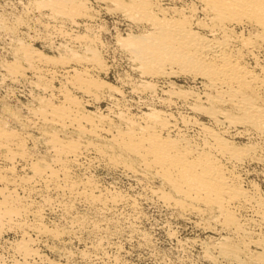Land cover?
Segmentation results:
<instances>
[{"label":"rangeland","instance_id":"374dc122","mask_svg":"<svg viewBox=\"0 0 264 264\" xmlns=\"http://www.w3.org/2000/svg\"><path fill=\"white\" fill-rule=\"evenodd\" d=\"M86 1L92 8L87 10L92 16L88 19L89 24L72 23V16L36 6V0H0V127L16 132V137H20L24 145L22 150L27 159L26 163L23 157H16L10 160L11 163L0 157L3 159H0V166L13 167V173L7 174L8 179L0 177V201L7 194L12 195L11 199H15L20 208V214L19 210V215L14 211L12 217L7 215V221V216L0 217V264H238L219 250L223 244L234 242L240 247L243 264H259L258 254L264 251V208L247 204L235 208L247 232L252 234L249 237L239 229L226 225L215 207H206L201 203L193 208L182 204L179 201L181 196L166 181L147 170L134 154L121 151L111 135L116 130L126 131L128 127L145 124L148 119L145 114L151 109H158L168 115L174 125L164 133H179L200 148H210V139L202 128L207 126L228 141L250 149L241 161L230 159L218 151L217 156L238 177L240 185L259 199L264 207V132L245 124H231L227 119L223 121L222 117L220 122L217 120L218 123L208 112L203 113L205 110L202 108L209 103L205 95L211 89L200 74L185 73L184 70L168 75L147 74L140 66L141 62L136 57L133 60L134 55L125 42L132 34L153 30L151 22L127 19L122 10L115 9L112 0ZM152 2L153 5L159 3L166 7L168 17L179 16L181 12L194 17L192 26L209 33L207 27L196 22V18L208 20L200 0ZM157 15L162 14L159 12ZM75 16V19L81 18V14ZM235 28L241 31L242 25H235ZM246 30L244 33H247ZM23 47H31L53 60H32L36 62L33 63L25 58ZM263 48L254 49L261 61H264ZM244 59L250 64L255 63L251 52L245 53ZM53 70L56 74H51ZM76 75L89 80L90 84L81 83V87ZM172 87L191 94L178 96L170 93ZM66 92L79 101L84 114L101 119L95 121L105 128L103 136H97L88 129L81 131L76 123L66 122L62 126L41 116V99L49 98L54 103H62L65 100L62 94ZM193 103L199 104L193 106ZM84 120L82 124L89 128L91 119L86 121L87 125ZM53 134L65 141H78L77 144L84 146L92 141L106 147L105 154L90 148L79 157V165H69V179L75 181L79 194L69 193L63 189L62 177L55 178L60 164L55 159L49 138ZM30 160L39 165L44 173L48 170L45 175L51 176L50 168L53 169L54 181L49 184L46 180L38 182L32 178ZM84 183L93 185V190L86 191ZM21 209L23 214L25 210L27 214L30 211L32 214L23 215ZM21 220L24 225L20 226ZM31 222H35L33 226ZM35 224H40L41 228L38 229ZM29 251L35 252L29 256Z\"/></svg>","mask_w":264,"mask_h":264},{"label":"bare ground","instance_id":"6f19581e","mask_svg":"<svg viewBox=\"0 0 264 264\" xmlns=\"http://www.w3.org/2000/svg\"><path fill=\"white\" fill-rule=\"evenodd\" d=\"M200 1L203 4V8L205 9L204 11H206L207 16H205L208 17V20L202 21L201 18H196V22L207 27L209 29L208 34H205L204 32H201L200 30L195 29L192 26L194 17L192 18L189 15L187 16L185 14H182V12L180 15L178 13L179 16L171 15L172 17H168L165 14L166 7L161 6L159 3L153 5L152 0H112V2H114L113 4L116 6L115 9L122 10L124 16L127 19H132L134 21L146 20V23H148L149 21L154 27L153 30L147 33L132 34L127 37V40L124 38L126 40V42L124 41L125 44L129 46V50L134 55L133 60H135L136 57V60L138 62H141L140 66H142L143 70L147 74L151 73L152 76H154L153 74L155 73L165 75L174 71L184 70L185 73L186 71H188V73L192 72L193 74L202 75L205 78V84L211 89L209 90V92H206L207 94L205 93L206 95L204 94L207 98V101H205L209 103L206 108H202L205 110V112L202 110L203 113L206 114L208 112L215 119V122L217 120L220 122V117H222L223 121L224 119H227L230 121V123L232 122L231 124H245L262 133L264 132V61H261L259 59L258 55L254 53V49L258 48L259 46H264V0ZM34 3L39 7L42 6L48 7L51 10L53 9V11H57L55 12L57 14H59V12H62L68 17L72 16L70 18V22L75 24H89L88 19H92L91 14H88L90 11L87 12L88 8H92L90 3L86 0H36V2ZM112 10H114V8ZM191 11H193V9ZM159 12L162 14L161 16L157 15ZM80 14L81 18L79 20L78 18H73V16H78ZM55 18L58 17L56 16ZM67 21H69V19H67ZM239 24L242 25L241 31H236L235 25L239 26ZM246 28L247 33H244V29ZM247 52H251L254 55V64H250L244 59V54ZM23 54L27 60L31 59V61L37 60V62H45L53 60L52 57L44 55L43 53L36 51L31 47L25 48L23 50ZM55 60L58 62V59ZM92 60H95V58ZM65 63H67V61ZM91 63L94 62L91 61ZM53 73L56 74L54 70L51 74ZM175 73L173 74L175 75ZM76 76L79 84H85L86 82L90 84L89 80L86 81L87 79L84 78V80L82 77H79L78 75ZM67 77L68 76L66 75V78ZM92 80H90L91 85L94 86L95 84L93 85ZM100 83H97L96 85L99 86ZM103 83L104 82H102L101 84ZM89 84L88 86H91ZM146 85H148V83ZM85 87L86 86H84V88ZM95 87L97 88V86ZM99 87H101V85ZM88 88L89 87H86V89ZM169 91H171L170 93L173 92L176 95L183 97H186L189 93H187L186 90H176L174 89V87H172ZM66 93L64 95L61 93L65 99L63 100L64 104L63 102L54 103L49 98L41 99V116L52 123H58L60 125L65 124L66 122L71 124L76 123L77 128L81 131L86 132L85 130L88 129L90 132H93L97 136H103L101 134L105 131V128L101 127L100 123H98V121H100L101 119L98 120L91 115L84 114L82 112L83 110L81 109V106H79V101L74 99V97L69 93ZM198 104L199 103H193L192 105L198 106ZM145 115L148 119L143 125H138L136 128L131 127V125V128L129 129L128 127V130L126 131L116 130V132L114 133L109 132L112 133L111 138L112 140L114 139L119 149H121V151H126V153L128 152L134 154L135 157H138L140 159L141 164L147 167V170H151L154 174L158 175L157 177H161L163 181H166L170 185L172 190H174L176 194H179L181 196L179 201L182 204L186 203L187 207L191 206L193 208L194 206L201 203L206 205V207H215L221 213L226 225L230 227L233 226L235 227V229H239L240 231L246 233L249 237L252 236L251 232H247L244 221H242L241 218L236 214L235 208L247 204L262 209L264 208L263 204L259 199L250 194L247 189L240 185L238 177L233 174V172L230 171L224 164H222L217 156V153L220 152L222 155H226L230 159L232 157L240 159L241 161L243 157H247V155L250 153V149L247 146H238L233 142L228 141L220 133L207 126H202V128L205 130L208 139H210V142H208L210 148H200L191 143V140L189 141L182 135H179V133H164V130H169L170 127H173L174 125L170 123L168 115L162 113L161 110L151 109V111ZM83 118L86 119L84 120L85 124L88 122V120L91 119L90 122H88L89 128L84 127V125L82 124ZM95 119H97L98 121H95ZM130 124H132V121ZM2 128L0 127V157H2L6 161H13L16 157H23L25 159L22 150V146L24 145H22L20 137H16V132H8ZM78 134L80 133L78 132ZM49 138L51 140V144H53L55 159H57L60 164L59 172L57 171L58 174L55 175V178L57 179L59 176L62 177L64 181V187H62L63 189L68 190L69 193L77 192L78 189L76 190V184L74 183L75 181L72 182L69 179V167L71 166L70 164L78 163L79 157L81 155L83 156V154L86 153L90 148H94V151L97 150L99 151V153L105 154L107 153L106 147L103 148L101 145H98L97 143L92 141H89L84 146L83 144H77L78 141L73 142L62 140L54 134ZM211 146H213L216 151H214L213 148L211 149ZM254 148L255 147H253V149ZM221 154L219 156H221ZM26 160L27 159L23 161L26 162ZM238 161L239 160H237V162ZM28 164L31 167L29 168L33 171L32 178L34 177L35 180H46V182H49V184L51 183V180L54 181L53 169L51 170L50 168L51 176H48L45 175L48 170H45L44 173V171H42L39 165L37 166L34 161L30 160ZM12 168L13 167L10 166H0V177L2 176L5 179H8L9 173L12 172ZM3 175H5L6 177ZM29 177L31 179V176ZM46 177H50V179L47 180L48 178ZM20 178L24 179L23 177ZM5 179L4 181L6 182L11 181H7ZM27 182H25V184ZM30 183L32 182L30 181ZM47 184L48 183H46V185ZM83 186L86 191L93 190V185L91 184L84 183ZM11 196L12 195L9 196L7 194V197L5 196V199L0 201V215L3 214V216H0L1 218L4 216L6 217L9 214L10 217H12L11 213L13 214V212L16 211L17 214L18 210L20 214L19 204L17 205L14 202L15 199L13 198L14 200H12ZM16 199V201H18V198ZM24 212V214H27L26 210ZM29 214H32L31 211ZM7 218L8 216L5 218V220ZM15 220L17 219L15 218ZM23 220H21V224H19L18 222L17 223L21 226L24 223ZM26 222L28 221L26 220ZM13 223L11 222V224ZM31 223L33 226L35 222ZM14 224H16V222ZM35 225L37 228H41L40 224ZM25 226H28V224H25ZM17 249H19V247ZM30 250L33 251L32 249ZM219 250L223 255L228 256V258L231 257L232 259H234V262H237L238 264L244 263L240 258V247L235 244V242L223 244L222 246H220ZM27 252L28 251H26L24 255H26ZM34 252H30L29 256L33 255ZM257 258L261 264H264V251L260 252Z\"/></svg>","mask_w":264,"mask_h":264}]
</instances>
